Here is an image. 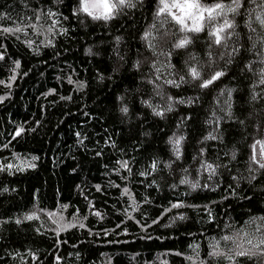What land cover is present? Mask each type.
<instances>
[{"label":"trees","instance_id":"obj_1","mask_svg":"<svg viewBox=\"0 0 264 264\" xmlns=\"http://www.w3.org/2000/svg\"><path fill=\"white\" fill-rule=\"evenodd\" d=\"M201 3L0 0V264H264V0Z\"/></svg>","mask_w":264,"mask_h":264},{"label":"snow or ice","instance_id":"obj_2","mask_svg":"<svg viewBox=\"0 0 264 264\" xmlns=\"http://www.w3.org/2000/svg\"><path fill=\"white\" fill-rule=\"evenodd\" d=\"M127 3V0H80V11L86 13L88 16L93 19H103L105 21L113 19L114 15L123 8ZM159 4L161 7L158 8L157 17L166 16L170 17L172 21L176 24L180 25V31L186 32H200L203 30L204 22L211 24L218 16L224 14L225 5L222 3H215L212 5H205L201 3V0H159ZM233 4L235 7H229L228 11L235 13L237 9L240 7L239 0H233ZM127 6H132L128 4ZM188 21H191V27L188 24ZM264 24V20L260 21ZM234 25L230 23L227 19H225L224 23L215 28L214 31L210 32V35L215 37V43H221V33L224 32L225 29L233 28ZM19 31L20 29H15ZM5 32L12 31V29L5 28ZM190 41L187 37L180 40L179 43L176 44L177 48L185 47ZM0 59H3L0 56ZM18 66V65H17ZM190 74L193 79H200L201 74L197 71L196 68H192L190 70ZM224 73L223 72H215L209 79L204 80L200 87L207 88L214 81L219 79ZM171 83V81H169ZM123 111L127 112V108L123 109ZM158 115L160 113H157ZM19 135V132L17 133ZM174 143L178 146L180 141L176 140ZM260 143V141H257ZM255 149V145H253ZM177 155H179V148L176 149ZM261 158H264V144H261L260 150ZM253 161H256L255 152L252 157ZM258 162V161H256ZM209 167H211L209 165ZM261 168H264V163L260 164ZM173 207H178V205H174ZM28 219H32V217H28ZM227 239V238H226ZM264 245V240L260 242ZM238 255H246L245 252H239ZM230 259V257H229Z\"/></svg>","mask_w":264,"mask_h":264}]
</instances>
